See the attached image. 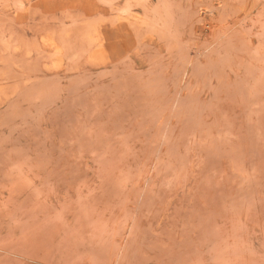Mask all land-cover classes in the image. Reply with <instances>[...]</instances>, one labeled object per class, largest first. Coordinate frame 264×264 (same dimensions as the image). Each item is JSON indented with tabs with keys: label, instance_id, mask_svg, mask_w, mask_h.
<instances>
[{
	"label": "rangeland",
	"instance_id": "374dc122",
	"mask_svg": "<svg viewBox=\"0 0 264 264\" xmlns=\"http://www.w3.org/2000/svg\"><path fill=\"white\" fill-rule=\"evenodd\" d=\"M0 264H264V0H0Z\"/></svg>",
	"mask_w": 264,
	"mask_h": 264
}]
</instances>
